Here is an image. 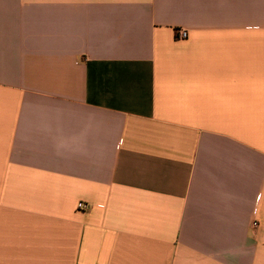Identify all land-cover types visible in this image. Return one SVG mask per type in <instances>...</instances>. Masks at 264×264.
<instances>
[{"label":"crops","instance_id":"obj_1","mask_svg":"<svg viewBox=\"0 0 264 264\" xmlns=\"http://www.w3.org/2000/svg\"><path fill=\"white\" fill-rule=\"evenodd\" d=\"M0 264H264V0H0Z\"/></svg>","mask_w":264,"mask_h":264},{"label":"built area","instance_id":"obj_2","mask_svg":"<svg viewBox=\"0 0 264 264\" xmlns=\"http://www.w3.org/2000/svg\"><path fill=\"white\" fill-rule=\"evenodd\" d=\"M177 35H178L179 39L184 40V39L188 38L189 33H188L187 30L181 29V30H179L177 32ZM78 207H79V209H87V208H89L88 205L83 203V202L79 203ZM253 225L257 227L258 226V222L255 221Z\"/></svg>","mask_w":264,"mask_h":264}]
</instances>
